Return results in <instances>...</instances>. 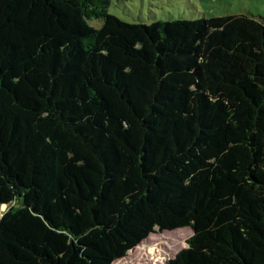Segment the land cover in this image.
<instances>
[{
    "label": "trees",
    "instance_id": "1",
    "mask_svg": "<svg viewBox=\"0 0 264 264\" xmlns=\"http://www.w3.org/2000/svg\"><path fill=\"white\" fill-rule=\"evenodd\" d=\"M109 7L0 0V264H264V22Z\"/></svg>",
    "mask_w": 264,
    "mask_h": 264
},
{
    "label": "rangeland",
    "instance_id": "2",
    "mask_svg": "<svg viewBox=\"0 0 264 264\" xmlns=\"http://www.w3.org/2000/svg\"><path fill=\"white\" fill-rule=\"evenodd\" d=\"M110 14L131 24L196 20L231 15L253 16L264 22V0H109ZM91 25L101 28L102 21ZM190 228L153 234L118 264H166L187 247Z\"/></svg>",
    "mask_w": 264,
    "mask_h": 264
}]
</instances>
